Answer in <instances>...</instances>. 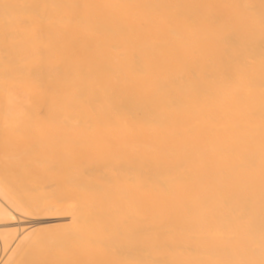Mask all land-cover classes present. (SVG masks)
<instances>
[{
  "label": "bare ground",
  "instance_id": "bare-ground-1",
  "mask_svg": "<svg viewBox=\"0 0 264 264\" xmlns=\"http://www.w3.org/2000/svg\"><path fill=\"white\" fill-rule=\"evenodd\" d=\"M1 1L4 25L37 11ZM159 1L36 0L45 22L33 32L48 36L28 71L31 52L6 39L24 59L2 60L0 79L26 88L0 87L15 93L0 124L29 131L24 144L16 126L0 129L24 145L4 156L5 174L27 182L19 204L0 178V223L18 208L35 222L0 228V245L14 248L1 264H264V0H217L220 11ZM52 219L68 232L40 249L32 228Z\"/></svg>",
  "mask_w": 264,
  "mask_h": 264
},
{
  "label": "rangeland",
  "instance_id": "rangeland-1",
  "mask_svg": "<svg viewBox=\"0 0 264 264\" xmlns=\"http://www.w3.org/2000/svg\"><path fill=\"white\" fill-rule=\"evenodd\" d=\"M2 1H5V3H3ZM2 1H1V4H2V5H1V9H3L4 11H7V12H9V8H10V7L6 6L7 8H5V6H4L3 4H6V3H7L6 5H9V4L13 3L12 5H9V6H12V9H10V10H11L10 12H13L14 10H15L16 12H17V11H20V7H19V6H27V9H29V8L31 7L32 11L34 12L35 9H33V6H34L33 4H35V3H36L35 6H36V8H37V11H38V9H39V8L37 7V2H36V0H30V1H29V2L31 3L30 6H29V5H26V1H25V0H17L18 3H19V1H20V2L22 1L21 4L19 3V4H20L19 6H16V5H17L16 0H9V2L11 1V3H9L8 0H2ZM24 1H25V2H24ZM32 1H33V2L35 1V3H33ZM39 1H40V0H39ZM158 1H159V0H158ZM181 1H182V0H181ZM239 1H240V0H237V2L240 4ZM252 1H253V2H252ZM257 1H258V0H257ZM14 2H15V4H14ZM29 2H27V3H29ZM159 2H160V1H159ZM169 2H170V0H169ZM171 2H172V0H171ZM174 2L176 3L177 1H174ZM183 2H184V4H185L186 2L188 3V4L186 3L187 8H188V6H189V4H190V7H191L190 9H192V7H193V8L196 10V8H195L196 6L194 7L195 4H194V3L192 4V2H194L193 0H192V1H191V0L187 1V0H186V2L183 0ZM189 2H191V3H189ZM244 2H246V1L244 0L243 3H244ZM247 2H248V3H249V2H252L251 4H253L254 2L256 3V1H254V0H248ZM258 2H259V1H258ZM22 3H24L25 5H22ZM32 3H33V4H32ZM38 3H40V2H38ZM175 3H173V5H176ZM177 3H178V2H177ZM180 3H181V2H180ZM180 3H179V4H180ZM202 3L205 4V5H210V7H213V8H211V9H216V11H220V10H221V7H220V6H221V2H220V1H217V0H203ZM241 3H242V2H241ZM218 4H219V5H218ZM256 4H257V3H256ZM180 5L182 6V8L185 7V6L182 5V4H180ZM180 5H178V6H180ZM3 6H4V7H3ZM178 6H176V7L178 8ZM216 6H218V7H216ZM13 7H14V8H13ZM17 7H19V8H17ZM173 7H175V6H173ZM15 8H17V10H16ZM24 8H26V7H24ZM13 9H14V10H13ZM18 9H19V10H18ZM31 9H30V10H31ZM173 9H176V8H173ZM218 9H220V10H218ZM240 9H242V8H240ZM240 9H238V10H240ZM12 10H13V11H12ZM22 10H23V12H28L26 9H23V8H22L21 11H22ZM192 10H193V9H192ZM206 10H207V9H206ZM238 10H236V11H238ZM15 11H14V13H15ZM37 11L34 12L32 15L19 16V17H22V18H19L18 15H17L16 18H18V19H17V20L14 19L15 22H16V26H17V27L14 26L15 23H14L13 21H10V23H11V22L14 23L13 25H12V23L9 24V21H7L8 25H7V23H5V25H4V23H2V21H1L0 26H2V28H3L6 32L4 33V31L1 32V30H0V35L3 34V36H0V37H1L0 40H1L2 38L4 39V40L2 39L3 41H1V44L4 43V45H3V48H4V49H2L3 51H1V49H0V51H1V52H0V57H1V55H2V58L0 59V60H1V62H0V66L2 65L1 63H4V62H2V60L5 61V63L8 61V62L6 63V65H8V63L10 64L9 60H10V59H11V60L13 59L12 56L14 57V59H17V60H20V61H22L21 59H24V58H18V57L16 58V57H15L16 55H14V53L16 52V50L14 49V47H16V49L23 50V49H21V48H18L19 45H20V43H23V42H24L23 44L26 45L25 48H27V49H24V50H25V51H26V50H27V51H30V52L32 53L33 57L37 56V57H35V58H32V59L35 60V62L32 63V64L30 65V64H29L30 61L32 62V59H31L30 57H32V56H31V53L28 52V54L30 55V57L26 56L25 58L28 57V60H27V61H28L29 63H28V62H26V63H28L30 66L28 67V65L24 62V63H25L24 65H26V67L24 66L23 69L26 68V70L28 71V70L31 68V66L33 67V65H37V64H36V62H37L36 60H38L37 58H40V57H38V56H39L38 53H40V50L43 52V48L38 46L39 44H37V40H38V38H39L38 41L43 40V39H45V38L48 36V35L45 34V32H44V33H42V36H41V35H40V37L37 36V37H38L37 39H36V37H35V36H36L35 34H37V35H39V34L37 33L38 31L36 32V28H35V29L33 28V25H37V24H39V23H40V24L42 23V25H44V22H45V21L41 22L43 19L38 20V19H39V18H38L39 16H38V14H37ZM224 11H225V12H224ZM222 12H223V14L227 15L228 18L231 17V15H232V16L234 15V16H233V19H234V18H235V19L237 18V17H235V15H237L238 18H239V15H238L237 13L235 14L233 11H227V10L225 9V10H222ZM35 13H36L37 15H36ZM30 16H31V17H30ZM37 16H38V17H37ZM261 16H262V15H261ZM13 17H14V16H13ZM13 17H12V19H13ZM29 17H30V18H29ZM14 18H15V17H14ZM32 18H34V19H32ZM35 18H37V19H35ZM40 18H41V17H40ZM231 18H232V17H231ZM231 18H229V19H231ZM238 18H237V19H238ZM255 18L257 19V18H259V16L257 15ZM255 18H253V19H255ZM6 19H8V17H6ZM9 19H11V18H9ZM22 19H23V20H26V19H27V20H30V21L32 20V22L35 21L36 23H35V24L33 23V24L29 25L30 23H29V24L23 23L24 21H22ZM239 19H240V18H239ZM0 20H1V19H0ZM2 20H3V19H2ZM4 20H5V19H4ZM174 20H175L176 22L178 21V19H176V18H174ZM179 20H180V19H179ZM19 21H21V22H19ZM37 21H38V22H37ZM39 21H40V22H39ZM179 22H180V21H179ZM177 23H178V22H177ZM18 24H19V25H18ZM6 25H7V26H6ZM28 25H29V26H28ZM10 26H11V27H10ZM18 26H19V27H22L23 29H29V30H31V32H33V31L36 32L35 34H34V32H33V36L35 37V41H36V43H35L34 41H33V42L30 41V39H31V40H34V37L31 35V34H32L31 32H29L28 30H22V29H21V30H18V28H19ZM193 26H194V25H193ZM14 27H15V28H14ZM11 28H12V29H11ZM37 28H38V27H37ZM0 29H1V27H0ZM3 29H2V30H3ZM19 29H20V28H19ZM7 30H8L9 32H7ZM10 31L12 32V34H17V32H18V33L21 32V34H17V36H15V35H11V32H10ZM14 31H15V32H14ZM16 31H17V32H16ZM25 31H26V32H29L30 34H28V33H27V34L24 33ZM6 33H8V34L10 35V37L5 38V34H6ZM23 33H24L25 35H23ZM8 34H7V35H8ZM9 35H8V36H9ZM22 35H23V36H22ZM44 35H45V37H44ZM31 36H32L33 38H32ZM12 37H14V39L16 38L14 41H16V42L19 43V44L17 43V44H18V47L16 46L17 44H15V45L13 44L14 41H13V43H12L11 40L8 41L9 38H12ZM23 38H24V41H23ZM25 38H27V39H25ZM29 38H30V39H29ZM6 39H8V40H6ZM12 40H13V39H12ZM17 40H18V41H17ZM27 40H29L30 42L27 41ZM4 41H6V42H4ZM26 41H27V42H26ZM9 42H10V45H11V46L9 45ZM6 43H7V44H6ZM29 43L33 45V46L31 47V49H28V48L31 46V45H29ZM1 44H0V48L2 47ZM5 45H6V46H5ZM13 45H14V46H13ZM27 45H28V47H27ZM7 46H8V47H7ZM22 46H23V45L21 44L20 47H22ZM5 47H6V48H5ZM10 47H11V48H10ZM36 47H37V49H36ZM23 48H24V46H23ZM8 49L11 51V53H12L13 55L10 56L11 53H10V51H9ZM11 49H12V50H11ZM4 50H6V51H8V52H6V51H4ZM14 50H15V51H14ZM32 50H33V51H34V50H37V51H34V52H38V53L35 55L34 52H33ZM16 53H17V52H16ZM23 53H24V52H23ZM43 53H45V52H43ZM43 53H42V54H43ZM17 54H18V53H17ZM25 54H27V53H25ZM22 55H23V56H22ZM19 56L24 57L25 55H24V54H21V55H19ZM44 56H45V55H42L41 57L44 58ZM4 57H5V58H4ZM6 57H7V60H6ZM9 58H10V59H9ZM44 59H45V58H44ZM11 60H10V61H11ZM13 61L15 62L16 60H13ZM25 61H26V60H25ZM15 63H17V62H15ZM13 64H14V63H13ZM13 64H11L10 66H9V65H8V66L3 65V66H4L3 68H8V67L10 68ZM17 64H20V65H18L17 68H20V67L23 66L22 63H19V62H18ZM35 67H36V66H35ZM3 68L0 67V73H1V71H2L1 69H3ZM12 68H15V69H16V65H15V67L12 66ZM20 69H22V68H20ZM23 69H22V70H23ZM16 76H19V75H15V77H16ZM18 78H19V77H17L16 79H18ZM1 79H2V78H1ZM1 79H0V87H1L2 90H3V87H4V88H7V87H10V86H13V85H17V87H19V85L21 84L20 82H22V81H20V80H17L18 83L15 82V78H12V79L9 78V80H7V81L5 80V82H4V79H2L3 82L1 81ZM11 80H12V81H11ZM13 82H14V84H13ZM19 83H20V84H19ZM23 83H26V82H23ZM12 84H13V85H12ZM21 85H22V84H21ZM13 87H15V86H13ZM25 88H26V86L23 87V88L19 87L18 89H23V90H24ZM28 88H29V87H28ZM28 88H27V90H28ZM1 89H0V102H1V101H4L3 99H6V101H4L5 104H4V102H2L4 105H6V104H7V101H8V100H7V97L11 98V95H14L15 93H13V92H8V93H7V91H5L6 89H5L4 91H2ZM7 90H8V89H7ZM27 90H26L25 93H28ZM29 90H31V89H29ZM17 93H18V92H17ZM1 95H2V96H1ZM7 95H8V96H7ZM19 96H22V95L19 94ZM19 96H18V97H19ZM23 97H25V96H23ZM28 97H29V99L31 98L30 95H29ZM9 98H8V99H9ZM31 100H32V99H31ZM3 104L0 103V106L3 105ZM4 108L6 109V106H4ZM4 108L1 107V109H4ZM1 109H0V110H1ZM1 111H3V110H1ZM4 111H5V110H4ZM3 115L5 116V112H4ZM3 115H2V116H3ZM4 116H3V118H4ZM0 120H1V115H0ZM3 120H4V119H3ZM10 121H11V122H14L12 119H11ZM24 121H25V120H24ZM1 122H2V120L0 121V123H1ZM9 123H10V122H9ZM11 124L14 125V126H12ZM11 124L6 125L5 128H6V129H9V130H8L9 132H12L11 130H13V127L16 126L17 129H20V132H19V133H18V132H14V134H15V133H18V134L21 136V138H23V140H21L20 138H16V137L19 136L18 134H17L18 136H17V135L14 136L13 134H12V135H13V136H12V135L9 133V134H10V138L8 137V141H9V139H11L10 141H13V142H11V143H13V144H8V143H10V142L7 143L6 139H7V136H9V134L7 133L6 130H5V132H2L3 130H0V145H2V146H0V166H1V167H0V178L3 179V180H5V181H6V179H7L6 182H9V183H7V185L9 184V185H8L9 187H12V188H13V187H14V184H16V190H15V192H17V190L20 192V190H19V187H20V186L17 187V185H18L19 183H21V181L23 182L24 179L21 180V181L19 180V183L17 184L16 182L18 181V178H17V181L14 180V178L16 179V177H15L16 175L14 176V175L12 174V175H13V176H12L11 174H7V175L5 174V172H7V168H6L7 164H8V165H9V164H12V162H11L10 160H9L10 163H8V162H9L8 160L5 162V160L7 159V158H5V157H6V156L9 157L8 154H12L13 152H14V155H16L17 153H16L15 151H17V152H20V151H21V149H19L20 151H19V150H15L16 148H14V147L17 146V148H20V147L24 146V145H21V146H20V144H22L23 142H24V144H26L25 142H26V139L28 140L27 133H28L29 130H27V128H26L27 125H25L24 127L22 126V125H24V124H22V122H21V125H19V124H15V122H14V123H11ZM21 126H22V127H21ZM7 127H9V128H7ZM10 127H11L12 129H10ZM1 128L3 129L4 127H2V125L0 124V129H1ZM5 128H4V129H5ZM18 131H19V130H18ZM11 136L14 137L15 139H17L18 141L21 140L22 143H21V142H17V141H15V142H16V143H15V142H14V138L12 139ZM19 139H20V140H19ZM4 140H5V142H4ZM1 143H2V144H1ZM14 143H15V144H14ZM7 146H8V148H7ZM13 146H14V147H13ZM18 146H20V147H18ZM10 148H12V149L10 150ZM13 148H14V151L12 152ZM7 149H8V150H7ZM9 150H10L12 153L9 152ZM6 153H8V154L6 155ZM4 156H5V157H4ZM16 156H18V155H16ZM16 156H15V157H16ZM3 157H4V158H3ZM11 158H14V157H11ZM11 158H9V159H11ZM16 158H17V157H16ZM4 159H5V160H4ZM11 160H12V159H11ZM18 160H19V159H18ZM18 160L15 159L16 162H17ZM12 161H13V163H14V160H12ZM18 162H19V161H18ZM22 163H24V162L21 160V161L19 162V164H22ZM14 164H15V163H14ZM16 165H17V164H16ZM1 168H2V170H1ZM5 168H6V170H5ZM8 170H9V168H8ZM13 171H14V169H13ZM7 173H8V172H7ZM10 173H12V171H10ZM1 175H2V176H1ZM5 175H6V178L4 177ZM9 176H10L11 178H10ZM3 177H4L5 179H4ZM17 177H18V176H17ZM9 178H10L11 180H10ZM19 178H20V177H19ZM1 179H0V181H1ZM25 179H26V178H25ZM8 180H10V181H8ZM27 180H29V179H27ZM13 181H15V183H14ZM1 182H2V181H1ZM25 182H26V180H24V183H25ZM29 182H30V181H29ZM29 182H28V183H29ZM26 183H27V182H26ZM4 184L6 185V183H4ZM0 185H3V183L0 184ZM21 185H22V184H21ZM30 185H31V184H30ZM9 187H8L7 190H8V191H9L10 189L12 190V191H11V197H12V195H13L12 192H14V189H12V188L9 189ZM0 188H1V187H0ZM2 188L4 189V187H2ZM14 188H15V187H14ZM5 189H6V187H5ZM29 193H30V192H29ZM9 194H10V191H9ZM20 194L22 195V192H21ZM17 195H18V192H17V194L14 193L13 197H14V196H17ZM29 195L32 196V194H28V193H27V196H28V197H29ZM33 195H35V194H33ZM11 197H10V199H11ZM19 197H20V196H17V200H18V201H17V200H16V201H17L19 204H20V203H23V202H20V201H19V200L22 199V198L20 199ZM34 198H36V197H34ZM15 199H16V198H14V200H15ZM29 199H30V198H29ZM21 201H23V200H21ZM9 203H10V202H9ZM14 203H15V202H11L10 205H12V204H14ZM18 203H16V204H18ZM16 204H14L16 207H18V206L20 207V205H16ZM26 204H27V203H26ZM27 205H28V206H27ZM27 205H26V207L24 208V210H26L27 207L29 208V204H27ZM22 208H23V207H22ZM28 208H27V210H28ZM16 209H17V208H15L14 210H15V211L19 210L20 213L22 212V213H25L26 215H25V214L20 215V213L18 214V211H17V214H18V215H17L16 212H15V213H14V214H15L14 216H15L16 218H11V221H7V222L5 221V222H2L3 224L0 223V228H1V229L5 228L6 230H21V228H22V229L24 228V230H25L26 227L29 228V227L33 226V223L35 222L33 219H35V218H34L33 216H29V215H32V214H31V210H30V213H29V210L23 212L22 209H21L22 211H21L19 208H18L17 210H16ZM26 212L29 213V214L27 215ZM33 215H34V214H33ZM17 216H18V217H17ZM20 216H21V217H20ZM34 216H36V215H34ZM19 217L22 218V219H20ZM17 218H18V219H17ZM14 219H15V220H14ZM19 219H20V221H19ZM30 219H31L33 222L30 221ZM12 220H13L14 222H13ZM16 220H17V223H16ZM23 220H24V221H23ZM26 221H27V222H26ZM11 222H13V223H11ZM24 222H25V223H24ZM31 222H32V224H31ZM39 222H40L39 225L36 226V228H32V229H34V230H35V229L39 230V231H37L39 234H37V232H36L37 236L39 235L38 237L36 236V237L38 238V239L36 238V240H39V241H37V242H38L37 244H36V243H33V244H36L37 246H38V245L41 246L42 248H40V249H43V247H44V249H45V247H53V246L55 245V244L52 243L53 240H55V243H56V245H57V241L61 242L62 237L65 235V232H66V233L68 232V231H65V228H64V227L61 228L60 226H58V225L61 224V222H55V220H53V219H52V220H49V221H48V220H45V222H44V221H39ZM41 222H42V223H41ZM51 222H52V223H51ZM10 223H11V224H10ZM1 224H2V227H1ZM12 224H13V225H12ZM14 224H15V225H14ZM17 224H18V225H17ZM8 225H9L11 228H10ZM26 225H27V226H26ZM55 225H57V226H55ZM6 226H7V227H6ZM16 226H18V228H16ZM51 226H52V228L57 227V228H55V231H54V232L52 231ZM13 227H14L15 229H14ZM7 228H9V229H7ZM12 228H13V229H12ZM39 228L42 229V230H40ZM45 228L47 229V231H48V229L51 230V231H48V232H49V233H48V232L46 231ZM43 229H45V231H44ZM63 229H64V230H63ZM3 230H4V229H3ZM6 230H5V231H6ZM57 230H59L60 232H59V231L57 232ZM66 230H67V229H66ZM30 231H32V230H30ZM64 231H65V232H64ZM45 232H47L48 234L45 233ZM55 232H56V233H55ZM52 233H54V234H52ZM58 234H59V235H58ZM48 235H49V236H48ZM56 235H57V236H56ZM60 235H61V236H60ZM54 236H55L56 238H54ZM48 237H49V238H48ZM57 237H59V238H57ZM41 238H42L43 240H42ZM47 239L49 240V242L51 241L50 239H52V242H50V243L53 244V245H50V243L47 241ZM58 239H61V240H58ZM41 241H42L43 243H42ZM0 243H2V242H0ZM40 243L43 244V245H41ZM44 243H45V244H44ZM46 244H48V246H45ZM58 244H59V243H58ZM25 245H26V244H25ZM25 245H24V246H25ZM30 245H32V244L27 243L26 246H28L29 248L26 247V246H25V247L22 246V248L26 249V251H27L28 249H30V248L32 249V248H33V247H30ZM36 245H34V246L37 248ZM0 246H1V245H0ZM3 246H4V245H3ZM10 246H13V245H10ZM10 246H8V247H10ZM5 247H6V246H5ZM14 247H19V248L15 249V250H17V252H18V251L20 250V248H21V246H14ZM56 247H57V246H56ZM11 248H13V247L8 248V249H10V250H8L7 247H6L5 250H6V249H7V250L5 251V250H4V247L1 246V247H0V250L2 249L1 251L4 250L3 252H6V253H7V251H13V250H14V248H13L12 250H11ZM22 248H21V250H22ZM27 248H28V249H27ZM54 248H55V246H54ZM40 249H36V250H40ZM36 250H35V249L31 250V256L29 257V259L31 258L30 261H33V263L36 262V261L38 260V259H37L38 256L36 257V254H35V256H34V257H36V258H35L36 260H35V261L32 260V258H33V256H32L33 254H32V253H33V252H36V253H37L38 251H36ZM50 250H52V249L50 248ZM43 251H44V250H43ZM28 253H29V250H28ZM37 254H38V253H37ZM33 259H34V258H33ZM29 263L31 264V262H29ZM0 264H1V263H0ZM34 264H35V263H34Z\"/></svg>",
  "mask_w": 264,
  "mask_h": 264
}]
</instances>
